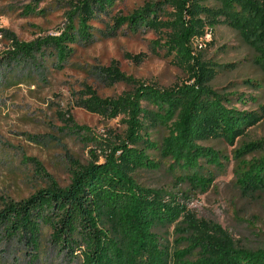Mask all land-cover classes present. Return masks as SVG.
<instances>
[{
    "label": "trees",
    "instance_id": "obj_1",
    "mask_svg": "<svg viewBox=\"0 0 264 264\" xmlns=\"http://www.w3.org/2000/svg\"><path fill=\"white\" fill-rule=\"evenodd\" d=\"M121 1L79 0L59 34L28 43L12 37L5 58L35 64L50 52L65 63L75 46L93 41L92 24L112 18L114 35L121 29L160 35L157 48L190 76V83L163 89L127 76L117 66L104 68V80L126 83L131 90L101 98L89 89L81 106L106 119L120 118L123 135L113 141L94 139L101 153H92L87 165L76 164L67 186L52 181L26 199L0 202L2 256L19 251L31 264L38 263L47 230L51 247L67 264H264V249L237 246L219 224L197 219L186 197L144 187L136 177L160 170L155 154L171 163L180 184L206 193L215 180L207 168H224L222 154L202 144L234 145L260 122L257 113L232 107L237 95L213 89L217 71L194 45L219 26L230 27L259 56L264 75V0H157L130 15L112 17ZM236 100L247 103L245 96ZM156 129L165 131L159 142L152 139ZM255 146L245 145L237 153V186L248 197L264 191V158L244 160Z\"/></svg>",
    "mask_w": 264,
    "mask_h": 264
},
{
    "label": "rangeland",
    "instance_id": "obj_2",
    "mask_svg": "<svg viewBox=\"0 0 264 264\" xmlns=\"http://www.w3.org/2000/svg\"><path fill=\"white\" fill-rule=\"evenodd\" d=\"M78 1L0 0V202L26 199L52 181L67 186L76 164L87 165L92 153H101L94 139L113 141L123 135L125 127L120 118L106 119L81 106V100L89 97V89L101 98H118L131 90L126 83L111 85L104 80V68L117 66L125 75L163 89L190 83V76L157 48L160 35L146 30L133 35L126 29L114 35L112 18L92 24L93 41L75 46L73 56L65 63L59 64L50 52L38 57L35 64L5 58L12 37L28 43L59 34L67 27L73 4ZM155 1L122 0L112 17L130 15ZM28 8L36 12L29 14ZM194 47L215 65L210 66L217 71L213 89L221 95H237L232 107L257 113L260 122L234 145L225 141L202 144L222 154L224 168H207L215 180L206 193L180 184L171 173V163L155 154L151 156L161 163L160 170L140 172L137 180L144 187L186 197L197 219L219 224L237 246L252 251L264 249V191L244 196L236 181L241 162L237 153L245 145L256 144L253 153L244 155L245 161L264 158V75L257 62L260 58L227 26H219ZM242 96L247 103L236 100ZM164 136L162 129L152 132L154 141ZM3 248L0 264H31L19 251L2 256ZM35 264H67L51 247L47 230L42 257Z\"/></svg>",
    "mask_w": 264,
    "mask_h": 264
}]
</instances>
